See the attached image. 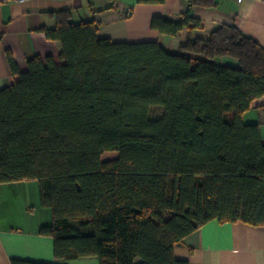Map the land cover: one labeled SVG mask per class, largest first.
Returning <instances> with one entry per match:
<instances>
[{
    "label": "trees",
    "instance_id": "obj_1",
    "mask_svg": "<svg viewBox=\"0 0 264 264\" xmlns=\"http://www.w3.org/2000/svg\"><path fill=\"white\" fill-rule=\"evenodd\" d=\"M186 1L181 20H152L173 36L187 29L178 53L100 38L95 19L63 9L43 28L61 63L35 56L22 72L11 58L20 78L0 90V183L40 181L57 258L189 264L175 247L209 221L264 225V139L242 118L264 96V47L236 24L195 35L192 9L218 0Z\"/></svg>",
    "mask_w": 264,
    "mask_h": 264
},
{
    "label": "crops",
    "instance_id": "obj_2",
    "mask_svg": "<svg viewBox=\"0 0 264 264\" xmlns=\"http://www.w3.org/2000/svg\"><path fill=\"white\" fill-rule=\"evenodd\" d=\"M71 10L75 23L95 19L97 35L118 42L159 41L178 53L187 39V29L178 35L162 33L152 26L155 16L179 21L187 9L186 0L142 3L140 0H11L0 3V90L11 86L20 75L14 73L11 58L20 70L29 69L35 56H52L61 63L60 41L49 39L43 28H55L53 12ZM128 9L132 12L127 14ZM191 15L204 27L195 35L207 36L224 23L236 24L264 47V0H218L214 8L197 6ZM218 61L231 62L229 58ZM246 124H257L264 139V96L254 100L243 113ZM53 209L42 201L37 179L0 183V264L27 259L54 264H101L97 256L75 260L57 258L54 238L42 234L53 223ZM175 256L189 264H264V225L213 219L175 247Z\"/></svg>",
    "mask_w": 264,
    "mask_h": 264
},
{
    "label": "rangeland",
    "instance_id": "obj_3",
    "mask_svg": "<svg viewBox=\"0 0 264 264\" xmlns=\"http://www.w3.org/2000/svg\"><path fill=\"white\" fill-rule=\"evenodd\" d=\"M162 113H163L162 108H160V107H154L153 108V111H152L153 116H160ZM118 155H119V152L109 151L103 155V159H105V160L112 159V158L117 157Z\"/></svg>",
    "mask_w": 264,
    "mask_h": 264
},
{
    "label": "built area",
    "instance_id": "obj_4",
    "mask_svg": "<svg viewBox=\"0 0 264 264\" xmlns=\"http://www.w3.org/2000/svg\"><path fill=\"white\" fill-rule=\"evenodd\" d=\"M8 1H11V0H0V3H5V2H8ZM16 1H26V0H16ZM131 12H132V10L128 9L127 14L130 15Z\"/></svg>",
    "mask_w": 264,
    "mask_h": 264
}]
</instances>
